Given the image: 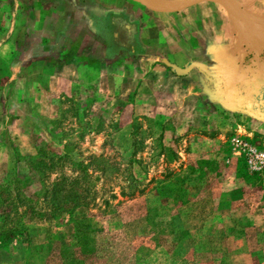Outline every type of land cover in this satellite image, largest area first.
<instances>
[{"label": "rangeland", "instance_id": "1", "mask_svg": "<svg viewBox=\"0 0 264 264\" xmlns=\"http://www.w3.org/2000/svg\"><path fill=\"white\" fill-rule=\"evenodd\" d=\"M30 4L19 3L23 22L34 17ZM262 4L207 0L176 13L142 7L137 23L124 22L129 32L118 28L114 62L72 85L54 80L52 69L8 83L17 74L11 64L64 61L52 43L50 56L36 46L23 56L30 39L21 46L19 31L20 55L0 57V264H264V231L246 232L264 226V170L254 171L236 143L264 151V121L239 99L248 71L264 63L248 53L263 35ZM15 5L0 0V38L4 6L15 13ZM170 38L175 50H167ZM138 47L158 66L141 63ZM164 61L192 72L188 83L172 77L170 87ZM39 150L46 165L53 153L82 165L38 173Z\"/></svg>", "mask_w": 264, "mask_h": 264}, {"label": "crops", "instance_id": "2", "mask_svg": "<svg viewBox=\"0 0 264 264\" xmlns=\"http://www.w3.org/2000/svg\"><path fill=\"white\" fill-rule=\"evenodd\" d=\"M14 1L17 3V5L14 6L17 12L14 13L13 8L4 6V13H6V17L9 16V19L7 20L4 17V24H1L4 26L5 31H2L4 32L3 37L0 38V57L13 58L12 60H14L16 56L20 55L19 51L22 50V48L17 47V35L19 31H25L26 37L24 36L25 39L19 40V43L21 41V46H25L26 44L24 42L28 38L30 39V45H26L27 47L25 46L26 49L22 54L23 56H32L34 46L42 51L43 57L50 56L49 54L51 52H48L50 47L49 43H52V47L54 46V48H51L53 49L52 53L56 52L57 49L58 53L55 54V56L58 55V57H63L64 61L55 63V65L40 61L28 67V69L24 66L22 67V65L17 66L11 64L10 71H15L17 74L9 77L8 83L10 85H12V83H17V81H23L22 73L24 72L43 73L44 75L46 74V69H52L53 72L58 73L53 77L54 80L57 82L66 81L68 85L77 82V79L81 81L87 79V76H84L82 79V73L94 71V68L104 73L102 65L105 64L104 66H106L114 62L113 60L111 61L110 58L116 55L115 48L119 45L118 43L121 40L118 28L123 30L127 29L128 31L129 26H127V23H137L136 21H138L142 13V7H144L133 0H27L31 3L30 5H32V7L34 6V9H32L34 17L23 22V15L20 16L23 9L22 6H19V3L22 5V1L24 0ZM178 1L181 0H176L174 2ZM261 6L264 7V4ZM132 12H134V14ZM125 21L127 23H124ZM25 25L26 28H24ZM5 26L7 27L5 28ZM139 33L140 29L138 28V34ZM262 34L263 35L256 40H251L248 46V53L254 60L258 61L262 59L260 56L264 55V29ZM166 43L168 45L167 50H175L178 47L173 38H170ZM145 51L146 50L141 47L137 48L136 52L139 53V55L141 54L139 61L141 63L152 61L151 63H153V65L156 64V66H158L156 62L157 58L154 59L155 56H151ZM142 52L146 53L145 56L142 55ZM102 57L105 58L102 59ZM73 58L79 59H75L77 63H73ZM80 58H89L90 60L83 61L80 60ZM167 59L170 61L172 58L167 57ZM252 65H249V69L253 67ZM258 65H261L262 69L255 72L254 70H249V74L244 81L257 78H262L264 80V63L261 64L257 62V66ZM169 67L170 66H168L164 72L170 75V87L172 83H174L172 77H175L177 83H188L187 79H190L192 72L179 76L170 67L173 70L171 71L174 73L171 74V72L168 71ZM65 74H69V76L65 77ZM141 96L140 94V99L134 103L137 111L143 110L144 100L141 99ZM156 99L159 104L160 101L158 98ZM39 102L43 103L42 106L53 107L52 104H47L42 100ZM42 111L43 110H39V112ZM137 115L138 114H136V116ZM259 116L260 119L264 121V115L259 114ZM254 190L256 192L260 190L261 198L264 197L263 189L260 188L258 191L257 189ZM262 226V223L261 225L252 223L251 227L246 229V232L254 233L255 231H264V226Z\"/></svg>", "mask_w": 264, "mask_h": 264}, {"label": "flooded vegetation", "instance_id": "3", "mask_svg": "<svg viewBox=\"0 0 264 264\" xmlns=\"http://www.w3.org/2000/svg\"><path fill=\"white\" fill-rule=\"evenodd\" d=\"M259 79H250L241 83L239 99L245 109L264 115V89L260 88L262 85Z\"/></svg>", "mask_w": 264, "mask_h": 264}, {"label": "water", "instance_id": "4", "mask_svg": "<svg viewBox=\"0 0 264 264\" xmlns=\"http://www.w3.org/2000/svg\"><path fill=\"white\" fill-rule=\"evenodd\" d=\"M133 1L141 4L142 6L146 7L147 9L153 12L176 13V12L185 10L189 7L195 6L197 4L203 3L207 0H183V2H180L177 4H169V5L158 3L156 2V0H133ZM165 64L170 66L179 76H183L189 73V70L180 69L177 66L171 65L167 61H165ZM192 68H193V65H191L189 69H192ZM259 80H261V85H262V86L260 85L261 86L260 88L264 89V80L261 78Z\"/></svg>", "mask_w": 264, "mask_h": 264}, {"label": "trees", "instance_id": "5", "mask_svg": "<svg viewBox=\"0 0 264 264\" xmlns=\"http://www.w3.org/2000/svg\"><path fill=\"white\" fill-rule=\"evenodd\" d=\"M43 156H44V154L41 153L40 150H39V151H37V156L35 158H33V164H35V169L38 171V173H43V171L44 172H46V171H52L54 167H59L61 165V163L66 162V161L70 162L71 164H73L76 167H81V165H82V162H75L71 158V156L69 154L62 157V156H58V154H56V153H53V156H52L49 164L46 165V162L44 161V159H42ZM39 158H40V161H37V160H39ZM92 159L95 160L94 157ZM79 164H81V165H79ZM85 169H87V167H85ZM81 170L84 172V176L86 177L88 175L87 172H86V170H84L83 168ZM66 178L67 177H64L63 178L64 182L68 180ZM15 181L17 182V180H15ZM73 182H74L73 184H77V179L73 180ZM60 186L61 185H57V188H59ZM8 190L10 191V188L9 187H8ZM60 192H62V189H60ZM83 192H86V190H83ZM9 193L10 192H8V194ZM3 194H4V192H1L0 193V195H3ZM54 194H56V191H54ZM82 198H84V197L82 196ZM5 202L2 201L0 203V208L1 207L3 208V205H5ZM0 214L2 215V216H0V221L3 223L4 220H5V216H6V211L5 210H2L0 212ZM4 244L5 243L3 241V242H1L0 245H4Z\"/></svg>", "mask_w": 264, "mask_h": 264}, {"label": "built area", "instance_id": "6", "mask_svg": "<svg viewBox=\"0 0 264 264\" xmlns=\"http://www.w3.org/2000/svg\"><path fill=\"white\" fill-rule=\"evenodd\" d=\"M238 143V146L241 147L243 151H247V161L250 167L254 169V171H263L264 170V151H259L256 149H252L249 147L248 144L245 142L239 143V141H236Z\"/></svg>", "mask_w": 264, "mask_h": 264}, {"label": "bare ground", "instance_id": "7", "mask_svg": "<svg viewBox=\"0 0 264 264\" xmlns=\"http://www.w3.org/2000/svg\"><path fill=\"white\" fill-rule=\"evenodd\" d=\"M156 2L169 5V4H177V3L183 2V0L178 1V2H165V1H158V0H156Z\"/></svg>", "mask_w": 264, "mask_h": 264}]
</instances>
